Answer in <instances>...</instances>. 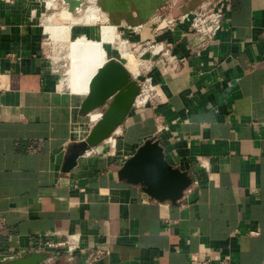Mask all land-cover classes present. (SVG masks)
Masks as SVG:
<instances>
[{
	"label": "crops",
	"instance_id": "obj_1",
	"mask_svg": "<svg viewBox=\"0 0 264 264\" xmlns=\"http://www.w3.org/2000/svg\"><path fill=\"white\" fill-rule=\"evenodd\" d=\"M166 1L98 0L104 26L132 42L172 41L176 61L167 70L158 59L151 102L65 171L69 144L87 136L97 111L82 113L84 97L68 84L70 44L100 39L104 26L87 22L84 0H58V9L0 0V264L42 251L45 233L79 236L54 264H191L194 254L264 264V0H232L213 39L185 33L187 22L156 27ZM201 1L177 0L173 11ZM64 24L69 36L56 33ZM108 49L126 63L118 42ZM152 137L193 177L178 203L118 176Z\"/></svg>",
	"mask_w": 264,
	"mask_h": 264
},
{
	"label": "water",
	"instance_id": "obj_2",
	"mask_svg": "<svg viewBox=\"0 0 264 264\" xmlns=\"http://www.w3.org/2000/svg\"><path fill=\"white\" fill-rule=\"evenodd\" d=\"M140 89V83L120 59L111 57L98 68L90 80L89 91L84 96L80 109L82 113L88 114L101 108L103 115L84 139L69 144L63 170L74 168L87 149L113 134L127 118ZM118 176L128 182L141 184L154 198L173 203H178L193 182L188 170L169 162L164 147L155 137L145 140L127 158L119 169ZM47 257L48 254L44 251H33L11 258L5 264H39Z\"/></svg>",
	"mask_w": 264,
	"mask_h": 264
},
{
	"label": "built area",
	"instance_id": "obj_3",
	"mask_svg": "<svg viewBox=\"0 0 264 264\" xmlns=\"http://www.w3.org/2000/svg\"><path fill=\"white\" fill-rule=\"evenodd\" d=\"M13 2L15 0H7ZM85 16L89 15L88 8L93 6L100 17L95 21L87 22H102L101 28L104 24L105 17L102 14L98 0H84ZM47 8L58 9V0H43ZM177 4V0H167L157 12L153 15L152 19L156 24V27L162 25L166 28H175L182 23H188V28L185 33H195L203 35L209 39L216 37L218 32L223 27V22L226 16V12L232 7V0H202L199 6L193 10L176 14L173 9ZM61 10H64L61 8ZM86 20V19H85ZM146 26L144 23H139L133 26H129L134 31H139ZM116 28V27H115ZM115 41L122 47L123 53H131L137 62V72H133L132 76L138 80L141 85L140 92L137 94L133 106L137 108L146 107L156 95V85L152 74L153 68L157 65L158 59H162L167 70H169L171 64L176 61V56L173 53L174 43L168 40H161L151 38L144 41L132 42L129 38L123 37L116 33ZM125 56V55H124ZM126 57V56H125ZM128 60V58L126 57ZM128 67V64L125 63ZM129 68V67H128ZM6 86L0 74V90H5ZM94 116V124L102 117L103 109H96ZM96 152V148L93 146L85 151L86 154H93ZM189 188V187H188ZM46 239L42 242L40 250L46 252L48 257L39 264H54L56 261V254L62 250L70 253L79 248V236L76 234L68 235L66 238H52L49 233H45ZM0 254V259H1ZM6 259H11L9 256H5ZM213 258H202L198 254H194L191 258V264H213ZM218 264H231V260L228 257H221L218 260Z\"/></svg>",
	"mask_w": 264,
	"mask_h": 264
},
{
	"label": "bare ground",
	"instance_id": "obj_4",
	"mask_svg": "<svg viewBox=\"0 0 264 264\" xmlns=\"http://www.w3.org/2000/svg\"><path fill=\"white\" fill-rule=\"evenodd\" d=\"M88 11H90V13L87 18L89 20L95 18V8L93 6H90L88 8ZM60 14L63 18H70V14L68 13V11L63 10ZM69 26L64 24L59 26L58 28L55 27L56 33L69 36ZM100 34L102 38L101 41L92 39L90 40L84 38L85 36H79L78 38L72 39L70 44L69 56L71 58V61L69 62V65L67 67L68 84L80 98L84 97L89 91L90 80L97 72L98 68L110 58L111 52L107 49L104 43L114 40L115 33L113 31V26L105 25L101 29ZM123 55L128 58L127 60L124 56L129 69L137 72L138 65L137 62L133 60L132 54L123 53ZM73 130L75 131L76 135H79L81 133L80 127L77 124L74 126Z\"/></svg>",
	"mask_w": 264,
	"mask_h": 264
},
{
	"label": "rangeland",
	"instance_id": "obj_5",
	"mask_svg": "<svg viewBox=\"0 0 264 264\" xmlns=\"http://www.w3.org/2000/svg\"><path fill=\"white\" fill-rule=\"evenodd\" d=\"M97 19H98V16H97V13H96L95 18H93V19H91V20L95 21V20H97ZM88 20H89V19H88ZM113 31H114L115 36H116V31H115V29H113ZM114 38H115V37H114ZM86 39H90V40H91V38H86ZM92 40L101 41L102 38H100V39H99V38H98V39H92ZM113 41H115V39L112 40V42H113ZM104 44L106 45V47H107V49H108L109 46L111 45V42H105ZM108 50H109V49H108ZM132 57H133V60L136 61L133 55H132ZM70 61H71V59H69V57H68V64H69ZM67 66H68V65H67ZM67 74H68V73H67Z\"/></svg>",
	"mask_w": 264,
	"mask_h": 264
}]
</instances>
